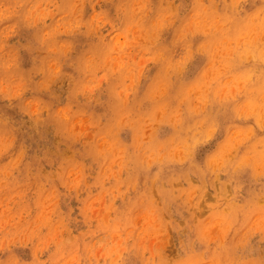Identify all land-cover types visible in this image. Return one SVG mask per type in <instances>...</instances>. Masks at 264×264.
Instances as JSON below:
<instances>
[{
    "label": "clouds",
    "instance_id": "obj_1",
    "mask_svg": "<svg viewBox=\"0 0 264 264\" xmlns=\"http://www.w3.org/2000/svg\"><path fill=\"white\" fill-rule=\"evenodd\" d=\"M0 264H264V0H0Z\"/></svg>",
    "mask_w": 264,
    "mask_h": 264
}]
</instances>
